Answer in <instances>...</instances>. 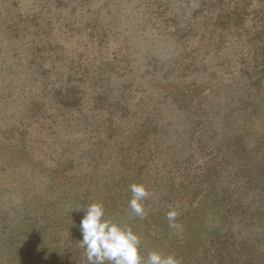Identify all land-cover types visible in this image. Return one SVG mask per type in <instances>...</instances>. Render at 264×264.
<instances>
[{
  "label": "rangeland",
  "instance_id": "obj_1",
  "mask_svg": "<svg viewBox=\"0 0 264 264\" xmlns=\"http://www.w3.org/2000/svg\"><path fill=\"white\" fill-rule=\"evenodd\" d=\"M94 201L145 259L264 264V0H0V264H88Z\"/></svg>",
  "mask_w": 264,
  "mask_h": 264
},
{
  "label": "clouds",
  "instance_id": "obj_2",
  "mask_svg": "<svg viewBox=\"0 0 264 264\" xmlns=\"http://www.w3.org/2000/svg\"><path fill=\"white\" fill-rule=\"evenodd\" d=\"M129 187V207L135 217L144 219L147 215L145 201L150 192L142 182H134ZM78 209L85 212L79 225L82 235L79 246L84 250L88 264H182L174 252L165 254L158 249L150 251L145 259L141 254L140 234L131 225L109 218L102 202L94 201L86 208ZM178 216L176 208L166 213L171 229L180 228Z\"/></svg>",
  "mask_w": 264,
  "mask_h": 264
}]
</instances>
